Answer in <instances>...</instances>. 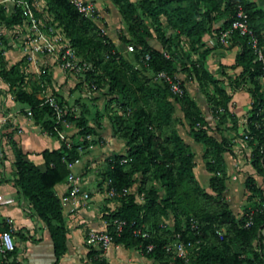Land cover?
I'll return each mask as SVG.
<instances>
[{"label":"trees","instance_id":"trees-1","mask_svg":"<svg viewBox=\"0 0 264 264\" xmlns=\"http://www.w3.org/2000/svg\"><path fill=\"white\" fill-rule=\"evenodd\" d=\"M42 1V13L57 23L76 55L91 65L84 75L85 85L90 87L93 84L95 91L102 89V94L109 96L108 102H115L119 109V113L111 114L110 121L112 132L122 138L125 150L111 154L98 182V185L107 183L106 187L114 190H130L126 195L115 198L119 205L114 210L102 214L108 223L106 229L112 235V243L121 244L124 248H137L145 257L165 264H264L261 255L264 189L251 176H246L244 186L253 199L251 207L239 217L228 210L222 200L226 181L222 154L231 151V143L221 135L218 126L210 128L199 105L187 94L184 86V81L192 77L204 84L208 82L212 93L204 96V100L209 116L217 118L216 123L222 124L229 117L232 124H236L227 109L230 96L203 67L202 59L207 50L199 53L196 60L190 59L189 52L197 51L201 45L200 37L209 30L214 18L223 19L219 30L226 28L237 5L246 13L248 26L259 36L264 30L263 12L246 0H137L136 3L109 0L116 7L127 33V37H120L119 43L131 46L138 69L119 54L115 43L92 19L79 13L70 0ZM200 3L204 5L203 10ZM22 21L19 7L13 4L11 11L5 14L4 5L0 3V23L4 27L20 26ZM179 35L187 40L189 50L185 53L180 50ZM230 38L241 43L242 49L235 57L236 64L241 66L237 79L248 84L250 94L246 139L251 147V168L264 178V168L260 163L264 155L261 68L258 62L253 61L244 37L234 33ZM258 39L261 43L260 36ZM145 55L147 59H144ZM22 62L26 63L22 58L7 70L2 68L0 74L9 87L14 88L13 98L27 105L40 128L57 136L62 121L55 123L51 108L42 103V99H37L34 91L26 92L21 87ZM140 68L151 75L158 71L173 77L185 73L183 79L176 77L182 94L172 95L161 82L149 84L150 76H144ZM97 70L98 74H95ZM171 101L179 106L182 113L179 122L186 124L187 135L201 146L200 157L205 171L210 174L207 187L212 195L199 186L192 174L193 154L177 133ZM87 113V108L81 105L76 116L63 115L62 120L74 122L75 135L80 141L78 138L69 141V147L61 141L57 149L41 150L42 171L24 159L20 148L9 133L6 134L13 155L12 184L45 224L52 245V264H57L66 249L60 201L52 187L65 179L66 163L78 159L80 151L95 141L84 139L86 135L95 134V128L87 124ZM248 214L250 223L245 227L243 224ZM168 216L172 218L171 228L162 223ZM114 218L124 221L118 235L112 232L109 224ZM191 221L196 222L195 227H191ZM146 225L150 231L145 238L131 234L133 229L144 231ZM3 229H6L5 224L0 226V230ZM216 229H222L220 238L215 234ZM174 241L191 244L184 258L164 250L166 244ZM148 244L151 249L146 250ZM100 252L101 249L88 250L86 257L90 264H106L100 258Z\"/></svg>","mask_w":264,"mask_h":264},{"label":"crops","instance_id":"crops-1","mask_svg":"<svg viewBox=\"0 0 264 264\" xmlns=\"http://www.w3.org/2000/svg\"><path fill=\"white\" fill-rule=\"evenodd\" d=\"M96 1L100 3L106 1L108 5L114 6L109 0H95V7H99ZM130 1L134 2V0ZM246 1L253 4L256 9L264 14V0ZM200 8L201 10L204 9L203 3H200ZM222 23V18H214L209 24V30L200 37L199 42L201 45L197 48V51L189 52V54L190 59L196 60L199 53L207 50L202 59L203 67L211 78L217 81V85L230 96L227 109L239 129V123L243 122L248 116L250 94L247 91L248 84L237 79L241 72V66L236 64L235 57L242 49L241 43L237 39L231 38L228 39L226 44H219L215 40L216 30L221 28ZM0 31H5L2 23H0ZM261 32L262 45L264 46V30ZM2 35L3 33L0 32V37ZM109 38L111 39V37ZM178 39L180 50L183 53L187 52L189 50L187 40L182 35H179ZM6 45L8 46L9 43H6ZM7 46L0 39V70L2 68L7 70L15 62L22 59L19 46L13 49ZM121 56L132 64L130 60H133V57L130 53L127 52L124 55L121 54ZM21 65L23 66V83L21 85L23 90L26 92L34 91V96L39 100L46 96H52L57 101H61V104L70 108L78 107L75 102L79 97V109L81 105L87 108L88 113L85 115L87 124L95 128V134L88 135L89 140L93 139L95 141L89 143L80 151L79 158L72 167L74 172L81 175L82 188L88 193V199L73 202L66 192L65 179L52 187L53 193L60 201L61 216L66 230V249L59 257L57 264H90L86 253L90 248L93 250L99 248L85 242L86 232L88 229H102L103 212L112 211L119 205L116 199L107 198L106 195L101 193V186L104 183L98 185L95 180L97 168L101 164H105L106 167L111 154L122 153L125 150L122 138L112 132L110 117L114 111L118 113L115 108H112L116 104L115 102L106 103L103 92L100 95L92 92L90 95L89 91L91 90L87 89L88 92L85 91L87 88L85 82L81 83L79 79L74 80L73 75L61 72L51 58L47 56L38 57L36 64L22 62ZM146 74L149 75L147 72ZM184 74L178 73L176 77L183 79ZM201 82L202 80H197L195 77L187 78L184 81V86L187 94L196 101L207 123H209L217 118L213 119L209 116L204 96L200 90L206 89L209 93H212V86L208 82L206 84ZM190 87H192V90H190ZM13 92L14 88H10L0 74V194L12 198L11 204L0 205V226L4 225L5 219L9 218L11 220V234L14 242L13 252L6 254L4 258L0 257V264H52L54 258L48 230L32 211L27 200L12 184L14 177L13 155L6 134L9 133L10 138L20 148L24 154V159L33 163L41 171L44 169V162L39 152L44 149L54 150L59 148L61 140L55 135L45 133L30 113H27V105L13 98ZM198 99L200 101H197ZM171 104L174 110L177 108V116L181 120L182 113L178 104L173 101H171ZM219 111L221 110L219 109ZM226 120H230L229 117H226ZM68 126H71V129ZM76 130L73 121H63L59 132L67 140L68 138L70 140V137L71 140H74L77 139L74 134ZM177 133L190 149H192L193 144L195 146L199 145V151L196 152L201 159L200 144L192 141L186 133L181 135L178 130ZM220 133L226 139H229V135L224 134L225 132L220 130ZM233 135L234 131H232ZM222 155L228 176L226 157L230 158V155L227 153ZM242 169L255 182H258L251 166H244ZM192 174L200 187L208 188L207 181L210 174L205 171L203 162L200 160L195 162L192 167ZM233 178L235 179V176ZM260 187L264 189V184ZM235 188V184L231 183L229 185L228 181H225L226 191L230 189L231 192ZM261 234V255L264 259V228L261 229ZM99 256L106 264H165L145 257L137 248H124L121 244L113 243L106 249H102Z\"/></svg>","mask_w":264,"mask_h":264},{"label":"built area","instance_id":"built-area-1","mask_svg":"<svg viewBox=\"0 0 264 264\" xmlns=\"http://www.w3.org/2000/svg\"><path fill=\"white\" fill-rule=\"evenodd\" d=\"M13 4L19 7L20 15L23 17L22 24L20 26L14 25L12 27L14 33L22 31L20 39V50L22 58L26 63L36 64L38 57L47 56L51 58L54 64H56L60 69L70 72L75 75H81L89 69V64L82 59H79L75 53L74 48L70 45L69 40L65 37L61 28L56 22H51L50 18L42 13L44 9L42 0H11ZM74 8L84 16L92 19L94 13V3L91 0H70ZM40 14L37 16L36 14ZM42 13V14H41ZM102 31V29H100ZM103 33V31H102ZM237 34L238 36L244 37L246 40V45L250 49L253 57V61L259 63L261 68V75L259 76V81L264 86V46L259 42L258 37L262 39V32L259 36L253 32V30L248 26L247 15L242 10V8L237 5L233 18L229 25L219 30L215 34V40L219 44H226L228 39L232 34ZM127 51H132L131 46H126ZM148 56L145 55L144 59ZM84 75V74H83ZM152 79L156 82L164 83L168 91L175 96L182 94V88L179 86V82L176 77L170 76L163 71H158L151 75ZM84 79V77H83ZM91 89L94 90L95 86L90 85ZM264 97V91H263ZM42 103L48 105L51 108L52 113L55 117V123L62 120L63 115L73 114L76 116L72 108H69L63 104H59L58 101L52 96H46L42 98ZM29 114V111H27ZM246 124V123H245ZM244 124L242 129V138L246 139L248 131L246 125ZM57 137L59 140L64 142L66 147H69V141L57 131ZM85 140H89V136L84 137ZM80 151V147H77ZM78 159L72 162L66 163L67 174L65 176L67 194L73 202L76 200L84 201L88 199V193L82 188V177L79 173L72 170L73 165ZM124 162V160H122ZM260 163L264 168V155L260 158ZM109 182V181H108ZM107 184V183H106ZM105 184V185H106ZM130 190L121 189L114 190L111 187H106V197L110 199H115L126 195ZM141 194L139 195V198ZM12 203V198L8 196H3L0 194V205H7ZM250 223V214L247 216V220L244 222L243 226H248ZM4 224L6 229L0 230V257L4 258L6 254L13 252L14 242L12 238V227L11 220L9 218L5 219ZM110 226L112 232L118 235L124 225V221L120 219H112L110 221ZM196 222L191 221V227H195ZM108 223L103 221L102 229H88L86 232L85 242L90 245H94L99 249H106L112 244V235L110 231L106 229ZM134 236H140L145 238L147 233L139 229H133L131 232ZM215 234L218 238L222 235V229H216ZM191 247L189 242L183 244L180 241H174L170 244L164 246V250L173 253L177 257L184 258L186 256L188 248ZM146 250L151 249V245L148 244Z\"/></svg>","mask_w":264,"mask_h":264},{"label":"rangeland","instance_id":"rangeland-1","mask_svg":"<svg viewBox=\"0 0 264 264\" xmlns=\"http://www.w3.org/2000/svg\"><path fill=\"white\" fill-rule=\"evenodd\" d=\"M136 1L137 0H134V3H136ZM92 2L94 3L95 0ZM0 3H2L4 5L5 14H8L12 9L13 1H11V0H0ZM96 3H97V5H99V7H95L92 20L100 27V29H102L103 33L107 37H111V39L115 43L116 49L120 55L121 54L124 55V53H127V52L132 55L131 51L126 50V46H128L127 44L121 43V42L119 43L120 37L121 36L127 37V33L125 30V25H124L120 15H119V13L117 12L116 8L114 6L108 5L106 3V1L102 2V3L96 1ZM94 6H95V4H94ZM145 22L148 25L150 24L148 20H145ZM150 28L152 29V27H150ZM0 32L3 33V35L0 37V39L3 40V43L5 44V46H7L6 43H9V45L7 47H10L11 49L16 48L17 46H19V48H20V46H21L20 39H21V35H22L21 30L18 31V33H14L12 27H9V28L5 27V31H0ZM21 56H22V54H21ZM77 57L79 59H81L79 55H77ZM41 58H43V57H41ZM130 61L132 62V65H134V67H138V69H139V65L135 64L133 60H130ZM36 66H38V65H36ZM90 67H91V65L89 64V68ZM60 71L73 75L72 77L74 78V80L79 79L81 81V83L85 82L83 79L85 73H83L84 75L83 74L75 75V74H72L70 72L64 71L62 69H60ZM97 72H98V70L96 71L95 74H98ZM140 72L142 74H144V76H147V77L150 76L149 84L155 85L154 82H156V81H154L152 79L151 74H149L147 72L149 75H146L145 69H141ZM191 88L192 87H190V90H192ZM87 89L91 90V91H89L90 95L92 92L100 95L103 91L102 89L95 91V89L92 90L91 87H87L85 89V91H87ZM200 92L202 93L203 96H210V94H211L206 89H201ZM108 97L106 95L104 98V101H106V103L109 100ZM79 99L80 98L77 97L76 102H75L78 104L77 105L78 107L72 108L75 114H77V112L79 110V104H80L78 102ZM205 99L208 100V98H206V97H205ZM197 101H200V99H198ZM112 108H115L119 113V109H118L117 105H115ZM114 112H116V111H114ZM247 113H249V111ZM177 114H178V111H177V108H175V110H173V117H174L173 122H174L176 129L180 132L181 135H183V133L185 134L187 132L186 131L187 127H186V124H184V123L182 124L179 122L180 117H178ZM245 123H246V118L243 122L239 123V125H240L239 129H238L237 124H234V125L232 124L231 120H225V122L222 124L216 123V121L208 123V125L210 126L211 129L218 126V128H217L218 130H221V132H225L224 134L229 135L228 140L231 143V151L229 153H227L230 155V158L226 155L227 156L226 157L227 158V167H228L227 169L229 171L228 176L226 173V180L228 181L229 185L231 183L235 184L236 188L234 190H232L231 192H230V189L228 191L224 190L222 193V200L224 202H226L228 210L235 217H239L245 209H248L249 207H251L252 201H253V199L249 195V192L246 190V188L244 186V179H245L246 175L248 176V174L245 170L242 169V167H244V166H248V165L251 166V162H252L251 147L248 145L247 139L242 138V129H243V126ZM68 127H69V129H71L70 128L71 126H68ZM232 131H234L233 136H232ZM186 135H187V133H186ZM68 141H71V137H70V140L68 138ZM79 141H80V138H78V142ZM191 150L193 151L192 154H193L194 164H195V162H198L199 160L201 162H203L199 158L198 153L196 152V151H199V145L195 146L193 144ZM104 170H105V164H101L97 168V170L95 172L96 182L101 181V173ZM253 173H255L254 170H253ZM233 176H235V179L233 178ZM256 179L258 180V182H256L257 185L262 186V184H264V178H262L260 175L256 174ZM202 189L205 192L212 195L211 191L208 188H206V189L202 188ZM101 193H103V195H105V193H106V185L105 184H103L101 186ZM162 223H163V225H165L166 228H171L172 218L170 216H168V217L163 219ZM144 231L146 233H148L150 231L149 227L147 225L145 226Z\"/></svg>","mask_w":264,"mask_h":264}]
</instances>
